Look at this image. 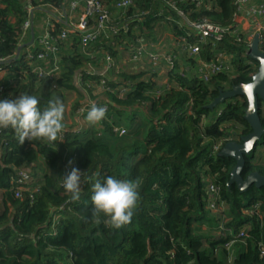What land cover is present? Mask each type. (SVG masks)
<instances>
[{
	"label": "trees",
	"instance_id": "1",
	"mask_svg": "<svg viewBox=\"0 0 264 264\" xmlns=\"http://www.w3.org/2000/svg\"><path fill=\"white\" fill-rule=\"evenodd\" d=\"M118 1L101 0L108 23H129V30L85 46L78 32L58 41L59 75L50 78L38 73L39 60L23 54L39 46L25 47L13 58L30 39L29 30L22 36L29 8L34 22L48 17L47 29L57 35L66 25L55 11L66 13L65 0H0V60L13 59L0 65V100L27 93L39 98V107L57 98L64 105V127L55 145L27 139L19 144L10 129H0V264H264V185L243 191L229 185L235 160L219 155L226 143H239L251 131L244 118L246 97H229L209 108L257 71L248 56L251 32L223 31L219 40L206 36L199 42L177 13L189 22L206 20L225 29L233 23L235 0H203L200 7L197 0H131L128 7L116 8ZM158 26L169 28L171 37L167 82L158 85L159 74L150 72L117 77L115 67L100 74L106 56L117 59L123 48L133 53L139 39L156 38ZM180 43H198L199 55L189 56ZM258 46L264 52V42ZM218 53L229 56L232 70L199 76L196 61L209 62ZM76 95L66 111L67 99ZM89 97L109 101L96 125L84 119L88 106L77 113ZM260 120L264 127L263 110ZM118 126L125 128L121 135L114 132ZM263 143L264 135L244 155L242 178L252 172L264 176V160L255 158ZM72 168L81 175L75 201L62 187ZM19 170L29 171L32 182L15 197ZM106 176L139 182L132 220L120 229L92 211V184ZM212 201L216 211L209 209Z\"/></svg>",
	"mask_w": 264,
	"mask_h": 264
},
{
	"label": "built area",
	"instance_id": "2",
	"mask_svg": "<svg viewBox=\"0 0 264 264\" xmlns=\"http://www.w3.org/2000/svg\"><path fill=\"white\" fill-rule=\"evenodd\" d=\"M202 1L203 0H197L195 6L200 7ZM65 3L69 12L66 11V13H61V11L56 10L55 13L62 15L66 27L62 29L59 34L53 35L51 31L47 29V26L51 23V21L48 20L46 28L43 29L44 31L42 30L38 33L37 37L34 38L33 43L28 46L29 48H34L32 46H39V51L32 53L30 49H25L23 52L27 59L34 58L35 60H39L40 64L37 65L36 69L41 76L54 78L59 75L60 68L57 57L58 41L67 40L78 32L81 34V43L85 46L88 43L94 42L98 38L110 39L112 36L119 34L120 32H126L129 30V23L122 24L121 26H114L108 23L110 20L109 13L105 9L101 0H65ZM235 3L236 11L234 13L233 23L228 25L225 29L206 20L189 22L186 20L182 12L177 10V13L184 19V23H187V25L193 29L199 42L204 41L206 36H214L216 40H219L221 38L220 33L223 31L232 30L235 33L238 29H245L251 32V38H258V45L259 43L262 44L264 42V0H235ZM130 4L131 0H120L115 3V7L126 8ZM31 9L32 8H29L28 11L31 12ZM73 13L79 14L77 19H75L76 16ZM29 28L30 21L26 20L22 25V36H24ZM237 40L239 41V38H237ZM144 43L140 41L138 42V45L136 46L137 49L131 54L132 57L130 60L132 62H139L142 56L146 55L153 68L159 67L162 61L167 68L172 66V55H162V53H158L154 50H150L149 52L145 48L146 44ZM180 45L181 49L189 56L195 57L199 55L200 47L198 43L194 45L180 43ZM196 62L197 73L204 78H207L210 74L232 70L229 64V56L222 53H218L216 59L209 62L203 60H197ZM113 65V60L109 56H106L104 67L100 70V74H106L108 70L113 68ZM105 83L106 81L104 79L100 80V84L104 85ZM124 89L125 88L121 89V91H124ZM93 103L97 106L104 107L105 113L108 111L109 101L106 98L96 97L92 99L89 97L85 102V105L78 108V116H81L84 110L86 111V106L90 107ZM79 121L82 123L81 120ZM114 132L121 135L125 132V128L122 126L115 127ZM68 165L72 166V161L68 162ZM31 182L32 180L29 171L19 170L17 183L21 187H16L14 189L15 197L19 196V192L25 189L23 187L30 185ZM209 191L212 196L215 197L217 195V189L213 187V185L209 186ZM209 209L216 211V204L214 201L209 204Z\"/></svg>",
	"mask_w": 264,
	"mask_h": 264
},
{
	"label": "clouds",
	"instance_id": "3",
	"mask_svg": "<svg viewBox=\"0 0 264 264\" xmlns=\"http://www.w3.org/2000/svg\"><path fill=\"white\" fill-rule=\"evenodd\" d=\"M39 98L22 93L11 100H0V129H10L14 139L23 144L28 141H42L55 145L64 124V105L57 98L47 106L39 107ZM105 117V108L91 104L84 116L89 125L98 124ZM80 171L72 168L62 177L63 189L71 194L73 201L80 193ZM139 182L135 179L121 180L106 176L92 184L90 202L93 214H101L113 229L129 224L139 200Z\"/></svg>",
	"mask_w": 264,
	"mask_h": 264
},
{
	"label": "water",
	"instance_id": "4",
	"mask_svg": "<svg viewBox=\"0 0 264 264\" xmlns=\"http://www.w3.org/2000/svg\"><path fill=\"white\" fill-rule=\"evenodd\" d=\"M34 38L35 35L31 17L30 40L28 43L21 44L17 47L13 58L14 60L18 58L22 49L33 43ZM248 56L258 64L257 71L251 77L250 82L233 86L230 90L221 93L209 105V108H212L216 104L222 103L226 98L236 95H243L246 97L248 105L245 110L244 118L248 122L251 131L241 137V142H228L219 152V155L232 157L235 160L229 185L235 183L241 191L252 184H255L256 187L264 185V176L256 172L249 173L245 178H242L240 175L245 164L244 155H249L255 149L256 143L261 141L264 135V127L260 120V112L264 109V52L259 50L257 37L254 38L248 50ZM13 59L0 60V65L7 64Z\"/></svg>",
	"mask_w": 264,
	"mask_h": 264
},
{
	"label": "rangeland",
	"instance_id": "5",
	"mask_svg": "<svg viewBox=\"0 0 264 264\" xmlns=\"http://www.w3.org/2000/svg\"><path fill=\"white\" fill-rule=\"evenodd\" d=\"M179 15V14H178ZM180 16V15H179ZM181 17V16H180ZM182 18V17H181ZM168 29V30H167ZM154 33L152 34L153 36H155L156 38H154V40L151 39H145L143 40L142 38L139 39L137 41V43L140 41L145 45V48L150 52V50H154L158 53H162V55L167 54L166 52L170 50V42H171V37H170V31L169 28H166L165 26H158L154 29ZM164 34V39L162 40V36ZM254 40V39H253ZM252 40V42H253ZM251 42V44H252ZM250 44V45H251ZM134 45V44H133ZM131 45V46H133ZM137 48H135L134 50H136ZM162 51V52H160ZM131 50H125V48L120 50V54L118 55L117 59H114V65L112 66L113 68H119V72H117V77L120 74V72H126V73H131V74H140L143 72H150V73H154L153 76H157L158 77L154 79V81H156L158 83V85L163 84L165 82H167V78H166V72H167V67L163 64V61L161 62V64L159 65V67L153 68V66L151 65L150 60L147 58L146 55L142 56L141 60L139 62H132L130 60V58L132 57L131 55ZM160 63V61H159ZM156 70V71H152L151 70ZM78 96H74L72 98H68L67 102L68 105H66L65 110L68 111L69 110V106L71 107V105H73L75 103V100ZM141 111H145L143 108H140ZM263 117H264V109H263ZM70 121H72V119H69ZM68 121V120H67ZM70 121H68L66 124L70 123ZM137 121L135 122V126L133 127L132 130H134L137 127ZM83 124V122L81 123ZM130 130V129H129ZM255 158L258 161L264 160V143L263 145H259L256 152H255ZM42 165L38 167L39 171L42 170ZM2 202V198L0 195V205ZM232 254V251L230 252ZM233 257V254H232Z\"/></svg>",
	"mask_w": 264,
	"mask_h": 264
},
{
	"label": "crops",
	"instance_id": "6",
	"mask_svg": "<svg viewBox=\"0 0 264 264\" xmlns=\"http://www.w3.org/2000/svg\"><path fill=\"white\" fill-rule=\"evenodd\" d=\"M32 11H34V10H32L31 9V12H30V19H29V21H30V26H31V17H32ZM67 12H69V10L67 9ZM75 16H76V18L75 19H77L78 18V16H79V14H75V13H73ZM48 20H49V18L48 17H44V16H41V17H37V19L35 20V22L33 21V19H32V22H33V28H35V30L37 31L36 33L38 34V33H40L43 29H45L46 28V24L48 23ZM35 30H34V32H35ZM29 31H30V28H29ZM44 31V30H43ZM30 40V39H29ZM29 42V41H28ZM28 42H26V43H28ZM25 44V43H24ZM28 47V46H27ZM160 52H162V51H160ZM103 67H104V65H103Z\"/></svg>",
	"mask_w": 264,
	"mask_h": 264
}]
</instances>
